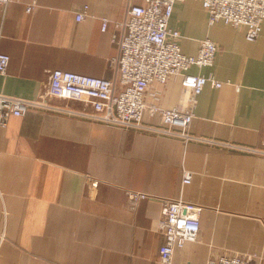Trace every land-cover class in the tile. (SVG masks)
<instances>
[{
  "label": "crops",
  "instance_id": "0c3cea01",
  "mask_svg": "<svg viewBox=\"0 0 264 264\" xmlns=\"http://www.w3.org/2000/svg\"><path fill=\"white\" fill-rule=\"evenodd\" d=\"M129 3L143 0L0 6V51L10 55L0 93L41 98L55 68L117 80L109 62L118 52L113 35ZM101 17L109 19L104 31ZM168 25L180 32L186 54L206 37L218 45L213 65L189 69L222 82L197 96L188 131L198 138L185 142L41 108L11 116L0 126V264H161L158 220L164 199L178 197L202 207L197 239L175 250L178 264H205L221 253L264 264V153L241 148L264 150V21L252 42L243 27L210 25L201 0H178ZM161 91L163 107L188 104L179 76ZM54 105L92 110L77 100ZM183 168L192 178L182 186ZM132 189L149 196L134 210Z\"/></svg>",
  "mask_w": 264,
  "mask_h": 264
},
{
  "label": "built area",
  "instance_id": "2783aa9c",
  "mask_svg": "<svg viewBox=\"0 0 264 264\" xmlns=\"http://www.w3.org/2000/svg\"><path fill=\"white\" fill-rule=\"evenodd\" d=\"M13 0H0L6 7ZM178 0H143V3H129L126 17L119 24L121 33L113 35L118 52L110 59L117 71V80L84 74L72 70L55 68L51 70L44 95L29 99L0 93V126L11 116H22L30 108L56 110L87 116L106 124L149 129L171 136H178L185 142L198 138L189 133L188 128L194 118L197 96L206 84L220 87L222 82L210 72L208 74L189 71L192 66H211L218 51L217 43L209 37L201 39L195 54L181 50L180 32L168 25L174 3ZM208 13V23L217 21L235 27H243L247 40H258L264 21V0H201ZM33 3L26 6L30 11ZM87 5L76 14L83 18ZM101 30H106L109 19L101 17ZM10 55L0 51V72L3 73ZM179 76L182 87L189 90L188 104L184 107H163L160 103L161 87L171 78ZM58 99L82 101L91 111L73 110L54 105ZM146 118L149 121L145 120ZM158 118L161 126L150 120ZM201 140V139H200ZM257 153L264 150L245 148ZM182 186L189 183L192 172L182 169ZM91 186L96 185L88 178ZM128 205L134 210L140 200L149 197L145 192L128 190ZM199 204L183 197L164 199L162 215L157 228L162 235L158 248L161 264H178L174 259L176 248H182L188 241L198 237L200 226ZM249 258L231 253H221L210 257L205 264H250Z\"/></svg>",
  "mask_w": 264,
  "mask_h": 264
}]
</instances>
